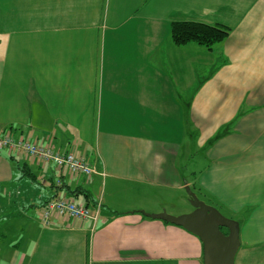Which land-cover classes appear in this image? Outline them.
I'll return each mask as SVG.
<instances>
[{
  "label": "crops",
  "instance_id": "1",
  "mask_svg": "<svg viewBox=\"0 0 264 264\" xmlns=\"http://www.w3.org/2000/svg\"><path fill=\"white\" fill-rule=\"evenodd\" d=\"M176 21L229 36L176 46ZM6 134L95 173L0 152V264H204L198 237L144 215L191 213L187 186L239 223L235 264H264V0H0ZM57 196L97 222L44 225Z\"/></svg>",
  "mask_w": 264,
  "mask_h": 264
},
{
  "label": "water",
  "instance_id": "2",
  "mask_svg": "<svg viewBox=\"0 0 264 264\" xmlns=\"http://www.w3.org/2000/svg\"><path fill=\"white\" fill-rule=\"evenodd\" d=\"M186 192L194 209L191 213L181 216H172L167 212L144 215L182 227L198 237L203 244L204 264H235L241 246L239 223L202 201L189 186Z\"/></svg>",
  "mask_w": 264,
  "mask_h": 264
},
{
  "label": "built area",
  "instance_id": "3",
  "mask_svg": "<svg viewBox=\"0 0 264 264\" xmlns=\"http://www.w3.org/2000/svg\"><path fill=\"white\" fill-rule=\"evenodd\" d=\"M18 152L29 158L39 159L54 164L58 170H67L75 175L90 177L95 173L93 166L75 152L63 153L53 147L39 145L24 138H16L10 134L0 138V152ZM101 205L90 209L67 196H57L43 208L40 219L44 225L49 226L55 217L97 222Z\"/></svg>",
  "mask_w": 264,
  "mask_h": 264
},
{
  "label": "trees",
  "instance_id": "4",
  "mask_svg": "<svg viewBox=\"0 0 264 264\" xmlns=\"http://www.w3.org/2000/svg\"><path fill=\"white\" fill-rule=\"evenodd\" d=\"M229 36V30L225 27L210 25L197 21H176L172 23L171 37L176 46H185L197 43L211 49L218 43H222ZM81 190L68 191L77 196Z\"/></svg>",
  "mask_w": 264,
  "mask_h": 264
},
{
  "label": "rangeland",
  "instance_id": "5",
  "mask_svg": "<svg viewBox=\"0 0 264 264\" xmlns=\"http://www.w3.org/2000/svg\"><path fill=\"white\" fill-rule=\"evenodd\" d=\"M194 161H198V156H194L190 161H188V162H186V164H185V166H186V169H187V171H194L193 169V167H194ZM190 174V173H189ZM200 197V196H199ZM208 202V201H207ZM188 208L189 207H187V211H188ZM216 208V207H215ZM218 209V208H217ZM220 209V210H219ZM218 210L226 217L227 216V218H232L233 216L232 215H230V213L229 212H227L226 210H224V209H222V208H219ZM190 211V210H189ZM191 211H192V208H191ZM235 217V216H234Z\"/></svg>",
  "mask_w": 264,
  "mask_h": 264
}]
</instances>
